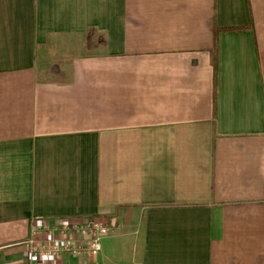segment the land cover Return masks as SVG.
Returning a JSON list of instances; mask_svg holds the SVG:
<instances>
[{"label":"crops","instance_id":"obj_1","mask_svg":"<svg viewBox=\"0 0 264 264\" xmlns=\"http://www.w3.org/2000/svg\"><path fill=\"white\" fill-rule=\"evenodd\" d=\"M52 36L92 46L65 81ZM91 216L50 264H264V0H0V264Z\"/></svg>","mask_w":264,"mask_h":264},{"label":"built area","instance_id":"obj_2","mask_svg":"<svg viewBox=\"0 0 264 264\" xmlns=\"http://www.w3.org/2000/svg\"><path fill=\"white\" fill-rule=\"evenodd\" d=\"M39 226L33 225L25 240L29 254L38 264H50L65 254L94 258L100 250L101 239L114 230L98 217L56 219L45 226L40 235Z\"/></svg>","mask_w":264,"mask_h":264},{"label":"rangeland","instance_id":"obj_3","mask_svg":"<svg viewBox=\"0 0 264 264\" xmlns=\"http://www.w3.org/2000/svg\"><path fill=\"white\" fill-rule=\"evenodd\" d=\"M91 53V43L85 37L76 39L52 36L37 52V76L42 80L65 81L72 59Z\"/></svg>","mask_w":264,"mask_h":264},{"label":"trees","instance_id":"obj_4","mask_svg":"<svg viewBox=\"0 0 264 264\" xmlns=\"http://www.w3.org/2000/svg\"><path fill=\"white\" fill-rule=\"evenodd\" d=\"M215 53V52H214ZM214 53H213V62L214 64L216 65V61H217V56H214ZM216 54V53H215Z\"/></svg>","mask_w":264,"mask_h":264}]
</instances>
